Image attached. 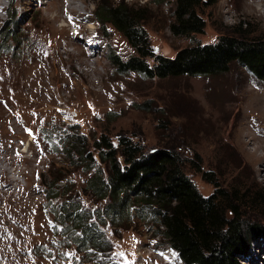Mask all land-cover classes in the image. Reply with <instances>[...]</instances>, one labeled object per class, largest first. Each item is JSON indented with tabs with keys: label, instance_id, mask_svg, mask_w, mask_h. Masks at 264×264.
I'll return each mask as SVG.
<instances>
[{
	"label": "rangeland",
	"instance_id": "rangeland-1",
	"mask_svg": "<svg viewBox=\"0 0 264 264\" xmlns=\"http://www.w3.org/2000/svg\"><path fill=\"white\" fill-rule=\"evenodd\" d=\"M9 1L0 0L6 11ZM125 1L147 10L144 27L155 54L175 56L181 48L213 43L222 35L264 34V0H204L199 12L205 31L191 36H176L170 29L174 0ZM69 2L76 3L77 13ZM50 4L52 12L39 0H15L18 35L7 40L1 31L8 16L0 11V192L23 206L2 222L0 247L15 241L17 250L31 248L32 258L26 261L21 251L18 264H151L143 260L156 241L166 253L159 264H181L168 241L157 236L159 224L150 211L131 200L126 213L115 211L108 196L88 186L91 178L106 182L110 174L94 141L107 135L118 146L126 136L146 151L172 149L204 196L217 184L227 190L264 188V81L238 62L211 76L159 79L120 73L109 54L124 60L137 54L121 31L98 22L99 0ZM76 23L83 31L74 39ZM241 23L247 30L239 28ZM28 67L32 79L25 77ZM45 130L51 137L45 139ZM73 139L75 147L66 146ZM80 140L90 157L81 154ZM50 181L60 184L59 197L44 209ZM61 203L67 213L82 211L85 224L102 231L110 248L94 255L77 248L71 239L81 230L71 233L72 224L57 218ZM242 212L264 225L259 211ZM251 249V257L264 261V239Z\"/></svg>",
	"mask_w": 264,
	"mask_h": 264
},
{
	"label": "trees",
	"instance_id": "trees-1",
	"mask_svg": "<svg viewBox=\"0 0 264 264\" xmlns=\"http://www.w3.org/2000/svg\"><path fill=\"white\" fill-rule=\"evenodd\" d=\"M14 1L1 31L5 40L18 35L20 20L15 15ZM174 1L176 6L170 24L173 34L191 36L204 33L206 21L199 12L204 0ZM94 15L102 26L111 24L121 31L135 49L137 55L127 60L116 53L109 54V61L120 73L136 72L159 79L184 75L211 76L227 72L233 62H238L257 79L264 81V34L222 35L216 42L194 43L179 49L175 56H166L153 52L144 27L149 19L143 6L129 4L125 0H99ZM243 27L241 23L239 28L247 30ZM14 43L13 48L18 45ZM51 133V130H45V139L48 135L51 137ZM75 143L76 139L65 141L66 146L72 144L73 148ZM78 144L81 149L85 140L78 141ZM94 146L102 161L109 163L110 174L106 182L98 176L91 178L88 186L97 195L108 196L115 211L126 213L130 200L150 211L151 217L159 224L156 234L168 241L183 264H244L250 259L254 263L259 262L256 256L251 257L250 252L256 242L264 239V225L254 222L253 216L243 217L242 211L251 208L260 212V218L264 217L263 187L238 185L234 190H227L217 184L213 194L204 196L172 149L162 147L146 151L141 143L126 136H121L118 146H114L107 135L95 140ZM81 154L87 158L91 155L82 149ZM52 184L50 181L46 188L44 209L59 197L60 184ZM18 202L13 195L0 192V208L4 210L0 213V228L3 221L6 223L13 212L23 207L17 205ZM60 207L62 212L57 218L72 224L71 233L78 228L81 230L71 239L77 248L91 255L110 248L111 242L102 231L92 223L85 224L82 211L74 215L64 210V203ZM3 234L0 233V237ZM87 245L91 246L90 249L83 248ZM13 246H17L15 241L0 247V263L18 264L16 258L22 250ZM30 251L31 248L27 252L22 251L26 261L32 258Z\"/></svg>",
	"mask_w": 264,
	"mask_h": 264
},
{
	"label": "bare ground",
	"instance_id": "bare-ground-1",
	"mask_svg": "<svg viewBox=\"0 0 264 264\" xmlns=\"http://www.w3.org/2000/svg\"><path fill=\"white\" fill-rule=\"evenodd\" d=\"M39 2H40V5L41 4H43V5H47V7H49V12H52L53 11V9H51L50 8V6H52V4H50V0H39ZM3 3V2H2ZM76 3L75 2H69V8H70V10H73L75 13H77V8L76 7H74V5H75ZM64 5V4H63ZM1 10H3V11H6V8H4V6L1 4V2H0V11ZM50 16V15H49ZM51 18H53L52 16H50ZM58 19V18H57ZM56 19V20H57ZM55 20V21H56ZM85 20H86V18H85ZM68 23L69 24H71L72 23V20L69 18L68 19ZM65 25H63V27H64ZM77 27L78 28V32H76V36H74V39H77V36H78V34H81V32L83 31V27H81V26H79L77 23L76 24H74V27ZM69 27V26H68ZM73 26H72V28L71 29H73L74 28ZM75 27V28H76ZM65 28V27H64ZM52 31H53V29H52ZM56 32V31H55ZM87 39V38H86ZM81 40V39H80ZM89 40V39H88ZM91 41V40H90ZM47 71V70H46ZM24 73H25V77L26 78H30V79H32L31 77H30V75H32V73H33V70H32V68L31 67H28V68H25L24 69ZM48 73V72H47ZM33 76V75H32ZM35 83V82H34ZM29 87H30V85H29ZM37 87V86H36ZM31 88V87H30ZM37 94V93H36ZM0 95H3V94H0ZM29 97V96H28ZM242 146V145H241ZM261 251V250H260ZM262 252V251H261ZM157 264V263H156Z\"/></svg>",
	"mask_w": 264,
	"mask_h": 264
},
{
	"label": "built area",
	"instance_id": "built-area-1",
	"mask_svg": "<svg viewBox=\"0 0 264 264\" xmlns=\"http://www.w3.org/2000/svg\"><path fill=\"white\" fill-rule=\"evenodd\" d=\"M157 236H160V235H157ZM150 251H151V248H150Z\"/></svg>",
	"mask_w": 264,
	"mask_h": 264
},
{
	"label": "snow or ice",
	"instance_id": "snow-or-ice-1",
	"mask_svg": "<svg viewBox=\"0 0 264 264\" xmlns=\"http://www.w3.org/2000/svg\"><path fill=\"white\" fill-rule=\"evenodd\" d=\"M71 19V18H70Z\"/></svg>",
	"mask_w": 264,
	"mask_h": 264
}]
</instances>
